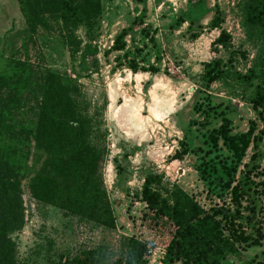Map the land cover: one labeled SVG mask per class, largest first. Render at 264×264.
I'll use <instances>...</instances> for the list:
<instances>
[{"label":"rangeland","instance_id":"374dc122","mask_svg":"<svg viewBox=\"0 0 264 264\" xmlns=\"http://www.w3.org/2000/svg\"><path fill=\"white\" fill-rule=\"evenodd\" d=\"M240 1L99 0L100 14L92 25L73 30L54 23L29 40L18 1L0 0V73L12 56L31 65L29 86L16 106L10 105L12 93L0 91V148L12 161L21 203V218L7 234V264H68L73 259L123 264L131 236L158 238V247L145 260L159 264L166 233L158 237L141 225L140 191L147 176L155 177L153 189L170 203L184 194L204 210L238 209L244 224L257 226L249 212L253 202L264 233V187L255 186L264 181V120L247 104L252 90L231 80L207 87L202 79L205 64L221 60L230 66L229 52L211 47L220 32L208 27L216 13L223 20L221 30L232 37L230 50L239 52L232 66L242 74L250 67L255 51L241 27ZM124 29V47L113 51ZM47 72L80 87L93 107L102 108L107 151L102 180L114 229L30 196L33 142L28 131L36 128L41 79ZM222 118L229 121L231 137L255 126L256 147L250 144L240 161L221 136L216 144L210 140ZM246 178L248 193L233 204L230 188ZM263 251L264 238L245 257L257 255L264 264Z\"/></svg>","mask_w":264,"mask_h":264},{"label":"trees","instance_id":"16d2710c","mask_svg":"<svg viewBox=\"0 0 264 264\" xmlns=\"http://www.w3.org/2000/svg\"><path fill=\"white\" fill-rule=\"evenodd\" d=\"M17 1L29 40L39 29L49 30L54 23L73 30L86 28L95 23L100 14L99 0ZM239 6L245 40L255 51L250 67L242 74L232 66L239 52L230 50L232 37L221 30L223 20L216 13L208 27L220 32L211 47L215 51L219 48L228 51L230 66L228 68L221 60L205 64L202 79L207 87L218 81L231 80L251 88L247 104L264 120V0H241ZM127 31L122 30L116 37L113 51L123 49L124 44L120 41ZM240 56L247 60L245 52ZM7 59L4 73H0V91L12 93L10 105L13 108L29 86L31 65L14 56ZM149 71L156 73L153 68ZM41 80L36 128L33 132L28 131L33 142V171L28 179L30 196L36 202L80 220L114 229L115 216L102 180L107 152L102 108L93 107L80 87L64 84L56 73L47 72ZM228 126L229 121L222 118V125L210 140L216 144L221 136L234 158L240 161L250 144L256 147L255 126L251 125L247 134L240 137L229 136ZM253 160L254 155L251 162ZM11 168L10 156L0 148V264H7L4 254L8 252L7 234L21 218L20 190ZM154 182L155 177L147 176L140 191V201L144 204L141 225L158 237L166 233V240L161 244L164 253L160 264H223L228 256L261 246L263 223L255 217L253 202L249 212L257 226L244 224L238 209L231 211L221 206L204 210L184 194L175 196L170 203L153 189ZM248 182V179L247 182L238 181L231 188L228 185L233 204L248 193ZM255 186L264 187V181ZM261 194L264 195V189ZM157 240L152 237L143 241L135 236L128 238L123 264H146L145 256L158 247ZM260 262L253 259L245 264ZM68 264L82 263L73 259Z\"/></svg>","mask_w":264,"mask_h":264},{"label":"crops","instance_id":"0c3cea01","mask_svg":"<svg viewBox=\"0 0 264 264\" xmlns=\"http://www.w3.org/2000/svg\"><path fill=\"white\" fill-rule=\"evenodd\" d=\"M246 251H242L239 254L234 255V256H228L223 264H245V262H247L249 260L256 259L258 257L257 255H254L252 258L247 259L245 257V253H247ZM262 253H260V254L262 255Z\"/></svg>","mask_w":264,"mask_h":264},{"label":"built area","instance_id":"2783aa9c","mask_svg":"<svg viewBox=\"0 0 264 264\" xmlns=\"http://www.w3.org/2000/svg\"><path fill=\"white\" fill-rule=\"evenodd\" d=\"M155 249H156V248H155ZM153 250H154V249H153ZM153 250H152L151 252H149V255H148V256H150V255L152 254ZM163 253H164V252H161V255H163ZM148 256H147V257H148ZM161 258H162V257H161ZM159 264H160V263H159Z\"/></svg>","mask_w":264,"mask_h":264}]
</instances>
